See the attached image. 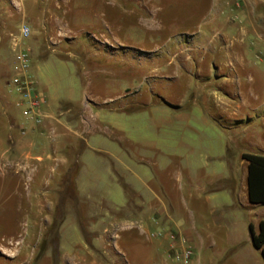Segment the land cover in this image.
Listing matches in <instances>:
<instances>
[{
    "label": "rangeland",
    "instance_id": "374dc122",
    "mask_svg": "<svg viewBox=\"0 0 264 264\" xmlns=\"http://www.w3.org/2000/svg\"><path fill=\"white\" fill-rule=\"evenodd\" d=\"M41 1L53 7L49 16L60 15L47 25L46 45L67 60L51 53L44 60L34 49L31 64L40 67L51 110L72 105L68 128L95 135L79 143L76 195L63 179H13L3 161L15 153L0 146V264H139L129 244L135 232L120 231L138 217L137 192L176 195L189 151L197 179H217L235 167L243 173L241 155L264 144V0ZM8 16L6 63L9 34L20 23ZM50 174L41 169L43 178ZM216 199V219L232 227L231 241L250 236L248 219H264V206L249 217L228 188Z\"/></svg>",
    "mask_w": 264,
    "mask_h": 264
},
{
    "label": "crops",
    "instance_id": "0c3cea01",
    "mask_svg": "<svg viewBox=\"0 0 264 264\" xmlns=\"http://www.w3.org/2000/svg\"><path fill=\"white\" fill-rule=\"evenodd\" d=\"M255 4L258 7L260 3L256 2ZM243 5V8L246 7L244 3ZM50 10H53V7L48 8L41 0H0V51L6 43L5 36L1 33L6 25L3 14L7 12L10 19H17V16H20L19 24L14 21L17 24V29L9 34L10 59L7 63L0 53V138H2L0 139V146L6 145L7 148L2 150L9 152L12 148V152L16 154H13L12 158L8 156L7 160L3 161L11 164L14 169L13 179H26V177L27 179H63L72 162L79 165V173L75 178L79 179L83 170L81 155L85 150L84 145L82 147L79 143L81 140L88 141L87 136L95 135L90 134L84 137L83 133L68 128L67 121L64 119L75 110L72 105H67L63 111L58 113L51 110L47 91L38 75L40 67L34 69L31 64L30 72L37 83L38 90L47 100L43 108L45 118L42 124H35L23 117L21 109L16 105L17 96L9 90L8 82L14 73L15 55L19 49L28 50L31 63L33 56H36L34 49L42 51L41 59L45 60L47 53H51L57 55L60 60H67L64 57L66 55L63 56L61 52L46 45L48 42L46 37L47 25L53 19L58 20V16L60 17V15H57V18L54 15L49 16L47 11ZM24 25L30 27L31 35L23 41L20 38V32ZM13 109L19 112V118L14 117ZM58 127H63L66 131H58ZM67 130L70 131L67 132ZM4 136H7V144H4ZM115 136L118 135H106L107 138L118 141ZM11 138L13 142L9 144ZM71 139L72 142L69 141ZM259 148L257 154L264 155V144H260ZM96 152L108 157V159L117 158V156L112 155L111 151L98 149ZM193 153L194 151H189V156H186L184 179H182L183 186L180 190L177 189L176 195L173 192L169 193V189H167V193L163 191L164 194L153 189L150 190L151 196L144 199L137 192L136 196L140 198L141 206L135 208L134 213L138 217L127 219V226L120 230L122 233L135 232L134 237H129L131 252L134 256L138 255L139 264H178L169 257L171 242L167 236L164 237V232L171 233L172 231L179 236L180 241L185 239L194 249L192 264H225L228 260V262L231 261V264H264L261 251L253 245L251 232L248 238L231 241L232 227L222 225L224 219L218 220L215 216L216 209L219 207L216 204L217 194L226 188L235 200L236 207L240 206V208L246 209L249 217L258 207L252 205L248 199L246 161L243 160L241 163L244 166L243 173L241 171L238 173V168L235 167L234 172L228 176L220 175L217 179H213V177L207 179L205 176V179H197L198 173H194L190 169L192 163L190 158ZM178 165L182 169L180 163ZM42 168H49L51 170L50 176L43 178L41 175ZM141 181L145 182L144 180ZM222 181L226 182L225 186H215ZM125 186L132 189L128 183H125ZM261 220H263L262 215L258 216L257 221L248 219L246 224L249 229L250 224H252L257 233ZM120 231L116 235L117 248L118 243L123 239L120 236ZM157 232L163 233L162 238L151 237L152 233ZM233 247L235 250L230 253V248Z\"/></svg>",
    "mask_w": 264,
    "mask_h": 264
},
{
    "label": "built area",
    "instance_id": "2783aa9c",
    "mask_svg": "<svg viewBox=\"0 0 264 264\" xmlns=\"http://www.w3.org/2000/svg\"><path fill=\"white\" fill-rule=\"evenodd\" d=\"M31 35V29L27 25L22 26L21 40H27ZM31 56L28 50L19 49L15 55L14 73L11 76L8 87L12 94L17 96L16 105L21 109L23 117L42 124L44 121L43 108L46 105V97L38 90L37 83L31 74ZM162 236L163 233L152 236ZM169 257L179 264H191L194 258V249L185 239L179 240V236L171 232Z\"/></svg>",
    "mask_w": 264,
    "mask_h": 264
},
{
    "label": "trees",
    "instance_id": "16d2710c",
    "mask_svg": "<svg viewBox=\"0 0 264 264\" xmlns=\"http://www.w3.org/2000/svg\"><path fill=\"white\" fill-rule=\"evenodd\" d=\"M241 159L247 163V186L249 202L254 206H264V155L243 153L241 155ZM79 169V165L75 162H72L70 169L63 178L66 183H71L72 187H74V189H72L74 195H76L74 179L79 173ZM58 211L59 210H57V212ZM53 230L55 229L53 226H51L47 232L51 233ZM250 232L254 247L260 250L262 256L264 257V219L261 220L259 224V231L257 233L254 231L253 225L250 224ZM48 236L49 234L44 236L41 248L47 247L48 242L46 241Z\"/></svg>",
    "mask_w": 264,
    "mask_h": 264
}]
</instances>
